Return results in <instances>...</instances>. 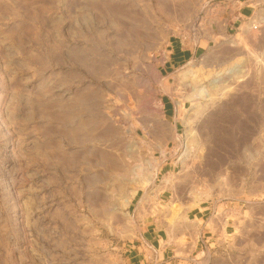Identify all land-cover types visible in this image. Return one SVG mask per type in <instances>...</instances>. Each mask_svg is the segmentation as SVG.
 <instances>
[{
  "label": "rangeland",
  "instance_id": "1",
  "mask_svg": "<svg viewBox=\"0 0 264 264\" xmlns=\"http://www.w3.org/2000/svg\"><path fill=\"white\" fill-rule=\"evenodd\" d=\"M226 4L0 0V264H264V11L230 29ZM199 210L222 246L196 248Z\"/></svg>",
  "mask_w": 264,
  "mask_h": 264
},
{
  "label": "crops",
  "instance_id": "2",
  "mask_svg": "<svg viewBox=\"0 0 264 264\" xmlns=\"http://www.w3.org/2000/svg\"><path fill=\"white\" fill-rule=\"evenodd\" d=\"M227 2V9L232 16L230 29L240 28L245 23L256 17L258 11H264V1L262 0H224ZM237 26V28H236ZM227 40L226 32L211 31L203 32L201 35L188 36L187 38L174 39L166 52V59L163 63L165 70H176L184 65H197L208 51L217 44ZM165 116L174 117V111L170 103L165 104ZM202 211H198L193 220L191 229L192 238L198 248L201 243L205 248L222 246L229 237V230L232 222L226 220L224 216L214 215L212 218H205ZM160 229H148L145 235V246L152 249L156 245H163ZM165 252V250H164Z\"/></svg>",
  "mask_w": 264,
  "mask_h": 264
},
{
  "label": "built area",
  "instance_id": "3",
  "mask_svg": "<svg viewBox=\"0 0 264 264\" xmlns=\"http://www.w3.org/2000/svg\"><path fill=\"white\" fill-rule=\"evenodd\" d=\"M257 28H258L257 25L253 26V29H254V30H257Z\"/></svg>",
  "mask_w": 264,
  "mask_h": 264
},
{
  "label": "bare ground",
  "instance_id": "4",
  "mask_svg": "<svg viewBox=\"0 0 264 264\" xmlns=\"http://www.w3.org/2000/svg\"><path fill=\"white\" fill-rule=\"evenodd\" d=\"M203 66V65H202ZM216 76V75H215ZM217 78V77H216ZM197 79V78H196ZM202 82V81H201ZM200 84V83H199ZM203 90V89H202ZM206 99V98H205Z\"/></svg>",
  "mask_w": 264,
  "mask_h": 264
}]
</instances>
